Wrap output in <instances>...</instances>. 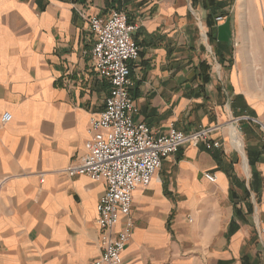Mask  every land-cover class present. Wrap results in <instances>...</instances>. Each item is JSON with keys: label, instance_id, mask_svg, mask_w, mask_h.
I'll return each mask as SVG.
<instances>
[{"label": "crops", "instance_id": "1", "mask_svg": "<svg viewBox=\"0 0 264 264\" xmlns=\"http://www.w3.org/2000/svg\"><path fill=\"white\" fill-rule=\"evenodd\" d=\"M192 3L0 0V264H94L100 255L106 185L65 169L85 154L109 89L92 67L88 19L113 10L136 27L135 120L161 134L218 127L210 138L221 144L184 145L133 192L123 263L264 264V0ZM231 127L242 129L240 153Z\"/></svg>", "mask_w": 264, "mask_h": 264}, {"label": "built area", "instance_id": "2", "mask_svg": "<svg viewBox=\"0 0 264 264\" xmlns=\"http://www.w3.org/2000/svg\"><path fill=\"white\" fill-rule=\"evenodd\" d=\"M222 21V16L215 19L217 23ZM88 23L95 36L92 67L109 89L103 110L89 120L85 154L72 162L65 173L70 178L86 176L91 181L105 183V193L96 205L100 255L94 264H124L122 254L134 227L133 192L147 188L162 161L184 145L203 144L206 150H213L221 144L210 138L218 127L200 128L187 134L171 126L161 134L137 122L138 108L131 95L134 84L130 78V65L138 60L140 53L133 38L136 27L129 23L124 12L116 10L107 19L90 17ZM10 121L9 113L1 118V124ZM205 178L210 183L216 180L211 174H205ZM118 225L120 229L115 231ZM257 235H264V227L257 229Z\"/></svg>", "mask_w": 264, "mask_h": 264}, {"label": "rangeland", "instance_id": "3", "mask_svg": "<svg viewBox=\"0 0 264 264\" xmlns=\"http://www.w3.org/2000/svg\"><path fill=\"white\" fill-rule=\"evenodd\" d=\"M208 50H209V53L211 54V58H209L210 59V65H211V68H212V71H215V75H216V77H219V78H221L222 80H223V82L225 81V78H223V76H222V73H223V69H222V67L220 66V64L218 63V60H217V58L214 56V54H213V51H212V47L208 44ZM213 59H215V61H216V63L214 62V60ZM214 73V72H213ZM240 126V125H239ZM236 128V127H235ZM236 129H238V128H236ZM239 129H240V127H239ZM242 129H240V131L238 130V134H239V137H240V139H241V142H242V144H243V150L245 149V144L243 143V139H242V137H244V136H241L242 135ZM234 153H236V152H234ZM237 154V153H236ZM239 155V158H238V160H240L241 161V155L240 154H238Z\"/></svg>", "mask_w": 264, "mask_h": 264}, {"label": "bare ground", "instance_id": "4", "mask_svg": "<svg viewBox=\"0 0 264 264\" xmlns=\"http://www.w3.org/2000/svg\"><path fill=\"white\" fill-rule=\"evenodd\" d=\"M234 129L235 128L231 127V129L229 130L230 144H231V147L235 148L240 153L242 151V143H241V140L239 138L237 131L236 130L234 131ZM235 133L238 136H236Z\"/></svg>", "mask_w": 264, "mask_h": 264}, {"label": "trees", "instance_id": "5", "mask_svg": "<svg viewBox=\"0 0 264 264\" xmlns=\"http://www.w3.org/2000/svg\"><path fill=\"white\" fill-rule=\"evenodd\" d=\"M195 3H196V0H193V3H192V5L194 6L195 5ZM130 23V22H129ZM203 69H204V71L205 72H207L208 71V67L207 66H205V65H203ZM205 81L207 82L208 80H206L205 79Z\"/></svg>", "mask_w": 264, "mask_h": 264}]
</instances>
